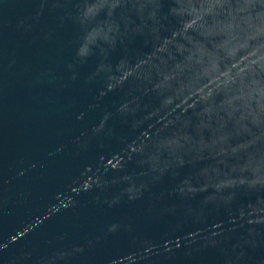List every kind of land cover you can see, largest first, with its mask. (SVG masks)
<instances>
[{
	"label": "water",
	"instance_id": "obj_1",
	"mask_svg": "<svg viewBox=\"0 0 264 264\" xmlns=\"http://www.w3.org/2000/svg\"><path fill=\"white\" fill-rule=\"evenodd\" d=\"M0 264H264V0H0Z\"/></svg>",
	"mask_w": 264,
	"mask_h": 264
}]
</instances>
